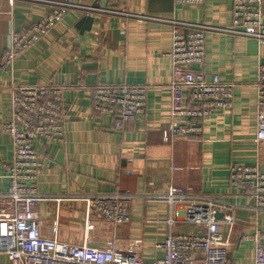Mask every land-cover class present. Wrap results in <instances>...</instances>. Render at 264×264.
<instances>
[{
    "label": "crops",
    "instance_id": "1",
    "mask_svg": "<svg viewBox=\"0 0 264 264\" xmlns=\"http://www.w3.org/2000/svg\"><path fill=\"white\" fill-rule=\"evenodd\" d=\"M46 1L65 0H0V57L10 47L12 33L49 14ZM68 1L80 7L67 10L11 71L0 69V198L9 190L4 165L13 157L11 141L3 133L12 87L60 85L65 88L67 133L64 144L41 151L37 182L46 199L38 206L43 236L71 245L88 240L102 249L114 245L143 260L160 259L163 254L156 247L171 232L170 209L156 196L176 187L233 205L236 224L222 228L230 259L254 264L255 243L249 237L264 233V210L232 188L230 172L234 165L260 164L264 170V144L257 141V80L264 44L225 31L233 26L234 0L191 5L173 0ZM82 16L92 17L90 27L84 23L77 28ZM172 21L214 28L206 36L203 70L208 78L218 75L234 84L233 107L198 120L202 132L192 137L172 135L174 127L187 121L171 116ZM122 84L146 86L147 109L141 118L118 128L114 117L95 111L92 89ZM184 96L185 105L194 106L187 91ZM99 193L133 195L130 222L113 226L95 213L88 216L84 199ZM172 231L199 230L179 221ZM0 264H11L3 252Z\"/></svg>",
    "mask_w": 264,
    "mask_h": 264
},
{
    "label": "built area",
    "instance_id": "2",
    "mask_svg": "<svg viewBox=\"0 0 264 264\" xmlns=\"http://www.w3.org/2000/svg\"><path fill=\"white\" fill-rule=\"evenodd\" d=\"M173 1L191 5L205 0ZM47 3L49 14L29 28L11 34L10 47L0 57L2 71H11L17 59L55 28L67 10L80 7L68 0ZM171 25V116L187 120L185 125L174 127L172 135L197 136L202 132L198 120L233 107L234 84L222 82L218 75L208 78L203 70L206 36L214 28L177 21H172ZM225 31L264 44V0H234L233 26ZM185 91L194 106L185 105ZM147 93V87L141 85H102L92 89V102L96 112L114 117L116 127L121 128L122 124L145 115ZM64 94L65 88L56 84L12 87L10 118L3 133L11 141L13 157L10 164L4 165L9 190L0 198V205L4 206L0 210V252L8 256L11 264H236L230 259L222 230L235 226V207L222 199L189 194L176 187H170L165 195L156 196L157 202H166L170 209L171 232L156 247L163 254L160 259L143 260L114 245L102 249L90 246L88 240L82 245H71L56 237L43 236L38 206L46 199L39 193L37 182L43 167L41 151L47 145H62L66 141L68 111ZM257 105V141L263 145L264 64L258 69ZM230 184L238 192L246 193L257 209L264 210V170L260 164L232 166ZM84 200L88 216L95 213L113 226L131 220L133 195L129 193H99ZM179 221L199 231L174 233L173 227ZM249 238L255 243L254 264H264V233L257 231Z\"/></svg>",
    "mask_w": 264,
    "mask_h": 264
},
{
    "label": "water",
    "instance_id": "3",
    "mask_svg": "<svg viewBox=\"0 0 264 264\" xmlns=\"http://www.w3.org/2000/svg\"><path fill=\"white\" fill-rule=\"evenodd\" d=\"M95 7L97 8L100 7V4H97V6ZM104 7H107V6L105 5ZM92 21H93L92 17L82 16V18L77 23V28H81L84 23H88V26L90 27V25L92 24ZM221 217L222 215L219 214L218 218H221Z\"/></svg>",
    "mask_w": 264,
    "mask_h": 264
},
{
    "label": "rangeland",
    "instance_id": "4",
    "mask_svg": "<svg viewBox=\"0 0 264 264\" xmlns=\"http://www.w3.org/2000/svg\"><path fill=\"white\" fill-rule=\"evenodd\" d=\"M186 231H187V229H186Z\"/></svg>",
    "mask_w": 264,
    "mask_h": 264
}]
</instances>
